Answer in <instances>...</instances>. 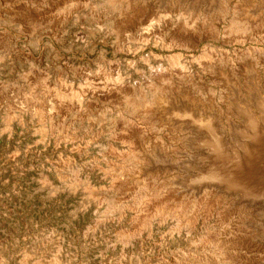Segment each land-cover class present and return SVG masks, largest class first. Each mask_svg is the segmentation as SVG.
<instances>
[{
	"label": "rangeland",
	"instance_id": "374dc122",
	"mask_svg": "<svg viewBox=\"0 0 264 264\" xmlns=\"http://www.w3.org/2000/svg\"><path fill=\"white\" fill-rule=\"evenodd\" d=\"M56 1L0 0V264H155L214 253L197 245L220 228L255 245L229 252L264 264V0ZM25 5L49 20L31 23ZM131 17L135 28L116 29ZM55 91L80 93V120L55 114ZM142 91L154 99L141 111L151 110L147 119L127 100ZM185 105L209 110L222 128L220 153L198 146L165 110ZM126 121L143 135L126 138ZM140 150L145 163L127 172V155ZM118 173L124 200L146 194L125 216L110 201ZM157 193L200 214L216 206L193 231L173 230L176 218L153 224V240L170 236L158 253L124 232Z\"/></svg>",
	"mask_w": 264,
	"mask_h": 264
},
{
	"label": "bare ground",
	"instance_id": "6f19581e",
	"mask_svg": "<svg viewBox=\"0 0 264 264\" xmlns=\"http://www.w3.org/2000/svg\"><path fill=\"white\" fill-rule=\"evenodd\" d=\"M129 1H127L125 5H120V7H122L121 8V15L125 12V10L127 8L130 7V2ZM59 2H60V0L56 1L55 3L58 4ZM107 2L110 5L114 6L112 0H107ZM77 6L79 7V5H77ZM130 8H132V7H130ZM64 10H66V9H64ZM64 10H63V12H64ZM21 11L24 12V17H26L29 21H31V23L36 24V25H41V24L45 23L47 20H49L47 18H50V17H47V12H45L44 10H42V9L30 10L26 5L22 7ZM124 18H122L120 20L121 21V22H119L120 24L118 23V25L116 27V29H118V31L119 30L122 31V29H124V28L125 29L126 28H132V29L135 28L136 23H135V20L132 17L131 18L133 19V21H130V22H128V24L123 26V21H125ZM233 27H235V26H233ZM236 27L235 28H231V29L229 28L230 29L228 31L229 35L233 36L234 34L237 33L236 31H238V29ZM208 28H211L209 30V32L211 33V36L217 37V35H218L217 27L211 25ZM240 28H243V27H240ZM120 35H122V34H120ZM227 36H228V34H227ZM175 37H176V35H175ZM173 65L174 66H178L179 63L174 61ZM179 66H181V64ZM183 66L184 65H182V67ZM181 70H182V68H181ZM107 80H109V79H106V81ZM113 81L115 83L121 84V82L119 81L118 78H116L115 80L113 79ZM153 82H151L150 85H151V87L153 85V87L155 88ZM39 83H40V81H39ZM90 83L88 82L87 85H86L88 89H96L97 91L100 90L99 89L100 87L94 85L95 83H92L91 81H90ZM106 84L104 83V86L100 85V86H102L101 88L105 89V87H108V85H106ZM157 86H158V84H157ZM156 89H158L160 91V89L158 87ZM41 90H43V91L40 94H41V96L44 97L43 100H45L46 97H47V93H45L46 91L44 92V89L42 87H41ZM106 92H107V90H106ZM142 92L137 97L130 98V99L127 98V100H129V102L131 103L132 113L135 116H137L138 118L142 117L144 119H147L148 118L147 117L148 116L147 113H151V110H149L147 113H142V112H144L142 110L147 109V108H152V105L154 103V101H153L154 99L152 100L153 97L152 98L147 97L144 94L145 91L143 93ZM99 93L102 94L101 90H100ZM53 94H54V108L53 109L56 110L55 112H57V113L54 112L56 115H59L61 113L64 114L65 112H67V113L74 112L75 117L78 116V113H77L78 111L77 110H78L79 107H81V103H82V97H81L80 93L73 92V91L72 92L69 91L68 93L67 92L65 93V92H62V91H55ZM34 96L36 98H38V95L37 96L34 95ZM174 102H176V101H174ZM38 103H39V101H38ZM35 106H37V105H35ZM165 110H167V112H169L171 115H173V117H174L173 119L177 120L176 122H178L180 125L185 127V129L190 134V137L192 138V140L197 141V145L198 146L199 145H211V147L214 150H216L217 152H219V153L223 149L224 137L221 135L222 128L220 126H218V125H215L213 119L209 118V116H208V111L209 110L207 111L204 107H198V106H195V105H190V106L185 105V106H182V107L181 106H179V107L178 106H176V107L175 106H170L169 109H165ZM217 112L220 114L221 110L218 108ZM79 114H82V113H79ZM51 116H52V114H51ZM51 116H50V118L52 119ZM79 116L81 117V115H79ZM79 118L77 117V119H79ZM84 118H85V116L83 117V119ZM122 119H123V117H122ZM160 120H161V118H160ZM131 121H132V119H131ZM159 121H158V124H159ZM133 123H135V122H133ZM133 123L130 122V121L129 122L126 121L124 123V124H126V125H124V126L127 127L126 129H128V133L125 135L126 138L129 137V136L132 137L133 135H140V136L143 135L142 131L138 127H136L137 124L134 125ZM121 126H123V125H121ZM232 130L234 131V133L238 132V129L235 128V127ZM179 142H180V140H179ZM83 150L84 149L81 148V147L78 149L79 152H82ZM132 150H133V148H132ZM198 152H201V151H198ZM127 157H128L127 159L129 160V162H132V164H134V169L130 167L129 169H127V172H136L137 170L141 169V166L146 161V158L143 155V152H141V150L137 151L136 153L128 154ZM125 167L126 166H121L120 168L123 169V170H126ZM125 172L126 171H124L122 173H125ZM122 173H118L117 174L116 179H118V182H117V185H115L114 190H113L117 195L115 197H113L112 199L110 198L111 199L110 201H112V202L115 201L116 205L118 203L119 206H117V208H121L122 211L121 210L120 211L123 213L121 216H125L124 215L125 212H126L125 209L129 208V210H130V208H132V209L133 208L134 209L139 208L141 206L142 201L145 199L146 194L143 191H141V193H137L136 196L134 195L133 199L131 200V202L128 203V201H126L127 198L129 197L128 195L130 194V193L129 194L126 193V191H127L126 188L128 187V185H125V183L123 181L119 180L120 179L119 174H122ZM124 199H126V200H124ZM175 200H177V199L171 194L162 195L160 193H157V194H154L152 197H150V200L146 201V205L147 206L145 208L142 207V208H144V210H142L137 215L132 217L131 222L129 221L130 222V226L128 227V229L124 230V232L126 233L127 238H130V237L134 238L136 235H138V241H139L140 245H144L146 243H149L150 244L149 247H150V249L152 251L161 253V251L164 248V246L170 241V236L168 234H163V235H161V238L159 237V239L153 240V237H152L153 224L158 223L159 225H164V224L169 223V218H172V219L176 218L177 219L176 222H175L176 224H175L174 227H172L173 230L177 229V230L181 231V229L187 227L191 231H193V230H195L197 228V226H199V223H201L202 226L204 227V225L210 219L212 207L216 206V204H215V206L210 205V206H207V208L204 207L206 209L203 210L204 213L202 212L203 214L201 213L202 214L201 215L200 211L190 210L189 206H188V203H185V202L179 203V202H177ZM116 205H115V207H116ZM223 214H225V213L223 212ZM221 219H222V216H221ZM225 219H226V217H225ZM119 222H121V221H119ZM222 222H223V220H222ZM209 231L210 232H206L207 234H206V236L204 235L205 236L204 240L200 241V243L197 246H199V248H201V250H203L207 246H210V248H212V250L214 248V253H209V252H204V251L200 255H195L194 253H187V254H183L181 257L179 256L180 258H174V259H167V258H164L162 256L155 262V264H247L248 263V261L246 262V260L248 259V258H246V256H245L246 259H244L243 256L240 257L237 253L229 252V249L231 250V248H232V250H233V248L236 249L239 246H242V247L244 246L243 248H245V246L246 247L255 246V245H253V243L250 240L247 239L246 236L241 238L240 237L242 235L241 234L240 236L237 235L240 238H238L236 236L232 237L231 231L229 229H226V228H220V229H218L216 231H213V232H211V230H209Z\"/></svg>",
	"mask_w": 264,
	"mask_h": 264
}]
</instances>
